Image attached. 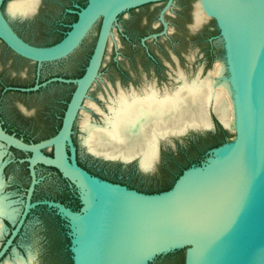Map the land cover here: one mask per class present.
<instances>
[{"label":"water","instance_id":"water-1","mask_svg":"<svg viewBox=\"0 0 264 264\" xmlns=\"http://www.w3.org/2000/svg\"><path fill=\"white\" fill-rule=\"evenodd\" d=\"M5 1L0 0V41L14 54L38 66L68 57L97 23L99 26L79 77L52 76L33 86L19 88L33 91L50 82L73 84L55 134L38 141H25L5 131L0 121V146L29 154L19 161L27 163L30 177L20 218L0 248V257L29 210L46 205L54 208L66 223L72 264H264V0H204L222 41L236 123L233 128L225 126L211 108L210 127H189L163 139L190 130L214 132V120L222 129L232 130L234 136L210 148L200 164L182 170L169 189L152 193L87 172L75 160L71 134L84 100L99 78L119 15L139 5L165 1L158 13L162 30L140 39L147 49V39L167 34L165 14L173 0H86L84 6L75 4L67 12L74 13L76 20L69 24L59 41L50 45H36L23 39L3 11ZM79 140L93 158L123 164L135 161L138 170L151 169L140 167L138 155L128 160L96 155L87 150L80 137ZM45 150H51L52 155ZM7 162L1 155L3 181ZM37 164L56 168L76 188L81 205L78 210L53 200H31L39 182ZM4 218L1 220L6 229ZM78 246L81 257L76 252ZM167 253L170 256L164 257ZM19 254L25 258L26 252Z\"/></svg>","mask_w":264,"mask_h":264},{"label":"rangeland","instance_id":"rangeland-1","mask_svg":"<svg viewBox=\"0 0 264 264\" xmlns=\"http://www.w3.org/2000/svg\"><path fill=\"white\" fill-rule=\"evenodd\" d=\"M9 1L6 0L3 5L5 14ZM196 1L173 0L165 14L169 26L167 34L156 39H147L145 41L147 49L141 45L140 39L162 30V25L158 22V13L165 1L130 8L117 18L112 30L113 36L108 41L99 69V78L92 85L88 93L89 99L83 103L84 108L71 134L75 160L90 174L142 192H159L163 191L164 187L172 185L182 170L192 164H200L208 156V151L214 143V139L208 137V133H215L210 130H190L184 135L169 136L160 140L158 158L147 172L138 170L135 161L123 164L93 158L86 153L79 140L83 113L89 114L93 121L98 123L101 121V113L87 102L94 103L102 111H107L106 102L109 96L119 91V86L123 90L130 89L131 86L139 90L144 85L154 87L156 84L158 87L155 86L156 89L162 92L160 89L164 86L171 89L178 84L176 77L179 71L190 78L201 70L200 75L203 77L212 72L216 63L224 60L222 41L218 37L219 31L214 20L208 17L200 25L195 26L193 9ZM85 2L86 0H40L36 10L29 16L23 18L18 16L10 18L7 14L6 16L25 39L34 44H47L56 39L61 32H65V28L73 21L74 13L67 12V9L72 10L75 4L82 6ZM98 26L97 23L71 55L56 62L40 65L41 78L50 75L78 77L91 53ZM0 57L2 58L0 68L3 64L16 63L20 74L16 82H32L37 73L35 72L37 64L17 56L1 41ZM10 72L12 75L15 73L14 70ZM25 72L28 75H25ZM9 81L4 80L2 83L8 84ZM73 87V84L55 82L32 93H16L1 91L0 86L2 126L26 140L51 134L60 123ZM39 118L43 120L42 123H36ZM214 122L217 129L219 125L215 120ZM221 131L222 133L217 136L220 144L234 136L232 130ZM0 150L2 160H8L3 167L2 191L7 195V201L12 208L17 209L13 221L5 220L6 229L0 238L1 248L16 225L29 176L27 164L14 160L26 156V153L4 145L0 146ZM37 172L40 178L35 192L37 198H56L74 204L67 190L68 184L57 171L38 165ZM80 206L79 201L73 208L78 210ZM50 230L57 238L55 248L61 257L60 264H72L68 250L69 238L64 233L62 224L52 212H47L42 207L32 211L0 257V262L12 258L13 250L25 254L26 250L30 249L35 254L33 260L35 264H47L44 251L51 248L46 243L48 236H51Z\"/></svg>","mask_w":264,"mask_h":264},{"label":"bare ground","instance_id":"bare-ground-1","mask_svg":"<svg viewBox=\"0 0 264 264\" xmlns=\"http://www.w3.org/2000/svg\"><path fill=\"white\" fill-rule=\"evenodd\" d=\"M39 1L10 0L6 14L10 18L29 16L36 10ZM208 17L205 1L197 0L193 9L195 26ZM200 72L201 70L188 78L179 71L176 77L178 84L171 89L166 86L164 89L159 88L162 92L156 89V84V87L144 85L139 90H134L132 86L131 90H123L119 86V91L109 96L106 102L107 111L87 102L101 113V121H93L89 114L83 113L80 121L81 142L88 151L104 157L128 160L138 155L140 167L148 169L158 158L161 139L189 127H210L211 108L225 126L233 128L236 123V110L225 63L219 61L212 72L203 77ZM87 99L89 97L84 102ZM1 153L0 150V157ZM3 186L4 181L0 174V238L5 230L1 218L6 217L13 221L17 213L7 201V195L3 194ZM74 223L77 226L76 220ZM76 252L81 257L79 246ZM34 257L35 254L30 249L26 250L25 258L13 250L12 258H6L0 264H35Z\"/></svg>","mask_w":264,"mask_h":264},{"label":"flooded vegetation","instance_id":"flooded-vegetation-1","mask_svg":"<svg viewBox=\"0 0 264 264\" xmlns=\"http://www.w3.org/2000/svg\"><path fill=\"white\" fill-rule=\"evenodd\" d=\"M32 13V12H31ZM30 13V14H31ZM29 15V14H28ZM27 16V15H26ZM196 25V24H195ZM13 27V26H12ZM14 28V27H13ZM14 30L23 38V39H25L15 28H14ZM26 41H28V42H30L29 40H27V39H25ZM30 43H32V42H30ZM2 44H4L3 42H2ZM32 44H34V43H32ZM36 45H45V44H37L36 43ZM4 46H5V44H4ZM7 48V47H6ZM9 49V48H8ZM11 51V50H10ZM12 52V51H11ZM18 56V55H17ZM0 61H2V58L0 57ZM36 64V63H35ZM39 66H37V68L35 69V72L37 71V73L34 75V79L32 80V82H30V83H18V82H16L15 80L16 79H18L19 77H20V74H19V71H18V69H17V67H16V63H9V64H3L2 65V67L0 68V86H1V91H4V92H16V93H32V92H35V91H38V90H40L41 88H46L49 84H51V83H55V82H50V83H47L45 86H42V87H40V88H38L37 90H33V91H21V90H19V88L20 87H30V86H33L34 84H36V83H41V82H43V81H45V80H47V79H49L50 77H52V76H61V75H50V76H47V77H45V78H41V74H40V71H41V69L42 68H40ZM84 69V68H83ZM11 70H14L15 71V73H14V75H12L11 74ZM25 75H28L26 72H25ZM23 76H24V74H23ZM62 77H66V76H62ZM66 78H70V77H66ZM10 80L9 82H8V84H4V83H2L4 80ZM57 83H62V82H57ZM70 84V83H69ZM132 88H130V90H131ZM134 90H136V89H134ZM70 97V96H69ZM69 99V98H68ZM66 106V105H65ZM0 112L2 113V115H0V121H1V126H2V118H3V108H2V105H0ZM63 115V114H62ZM62 117V116H61ZM38 120H40L39 121V123H42V119H38ZM60 123H61V120H60ZM60 123H59V125L54 129V131L51 133V134H49V135H47V136H45V137H42V138H36V139H34V140H26V139H24V138H22V137H20V136H18L17 134H15V133H13V132H11V131H9V130H7L5 127H3L2 126V128L5 130V131H7L8 133H11V134H14V135H16V136H18V137H20V138H22L23 140H25V141H38V140H40V139H43V138H47V137H49V136H51V135H53V134H55V132L57 131V129L59 128V126H60ZM11 148H13V147H11ZM15 149V148H14ZM18 150V149H17ZM20 151V150H19ZM20 152H23V151H20ZM46 154H48V155H52V151H50V152H48V150H45L44 151ZM25 153V152H24ZM68 153H69V151H68ZM27 155L26 156H20V157H17V158H15L14 160H16V162H21V161H19V159H22V158H25V157H27V156H29V154L28 153H26ZM22 162H24V163H26L25 161H22ZM27 164V163H26ZM38 165H41V166H45V167H47V168H50V169H53V170H55V171H57L59 174H60V172L56 169V168H54V167H52V166H46V165H43V164H37L36 165V173H37V177L39 178V176H38V172H37V167H38ZM80 166V165H79ZM84 169V168H83ZM27 171H28V169H27ZM28 176H29V173H28ZM60 176H61V174H60ZM62 177V176H61ZM63 178V177H62ZM64 179V181L68 184V192H69V194H70V196H71V198H72V200L74 201V204L73 203H66V202H64V200H59V199H56V198H37L36 196H35V192H36V187H37V185H38V183L36 184V186H35V189H34V191H33V194H32V198H31V200L32 201H37V200H44V199H47V200H53V201H57V202H60L61 204H63V205H65L66 207H69V208H71V209H73V210H75V208H73V205H76L78 202H79V199H78V193H77V190H76V188L67 180V179H65V178H63ZM29 180H30V177H29ZM39 180H40V178H39ZM28 184H29V181H28V183L26 184V187L24 188V189H26L27 187H28ZM37 207H42L45 211H47V212H52L54 215H55V217L59 220V222L62 224V227H63V231H64V233L66 234V230H65V225H66V223H65V221L56 213V210L54 209V208H48L46 205H36L35 207H33V208H31L30 210H29V212L27 213V215H26V217H25V219H24V222H23V224L25 223V221L27 220V218L30 216V214L32 213V211L35 209V208H37ZM13 210H15L14 208H13ZM17 211V209L15 210V212ZM14 212V213H15ZM21 212H22V207H21V211H20V214H21ZM20 214H19V217H18V219L20 218ZM18 219H17V221H18ZM5 220L6 221H8V222H10L11 220H9L8 218H4V222H5ZM6 224V223H5ZM22 224V225H23ZM50 235L51 236H48V238L46 239V243H47V245H49L51 248L50 249H48V250H46V251H44V255L47 257V264H60V262H61V260H60V254H59V252H58V250L55 248V245H56V240H57V238H56V235H54V233H53V231H51L50 230ZM67 236V235H66Z\"/></svg>","mask_w":264,"mask_h":264},{"label":"trees","instance_id":"trees-1","mask_svg":"<svg viewBox=\"0 0 264 264\" xmlns=\"http://www.w3.org/2000/svg\"><path fill=\"white\" fill-rule=\"evenodd\" d=\"M86 4V2L85 3H83L82 4V6H84ZM74 15V19H73V21L74 20H76V15L75 14H73ZM72 21V22H73ZM66 29V31L69 29V27H67V28H65ZM65 35V32H61L60 34H59V36L56 38V39H54L53 41H51V42H49V43H47V44H45V45H50V44H53V43H56L57 41H59L63 36ZM83 73V69L81 70V72L79 73V76L81 75ZM78 76V77H79ZM39 121L40 120H36V123H39ZM222 129L220 128V127H218L216 130H215V133H213V134H211V133H208V137H210L211 139H214V143L212 144V147H215V146H217V145H219L220 144V142L218 141V139H217V136L218 135H220L221 133H222V131H221ZM171 187V185L170 186H166V187H164V189H162V190H166V189H169ZM166 256H170V253H167L166 255H164V257H166Z\"/></svg>","mask_w":264,"mask_h":264}]
</instances>
